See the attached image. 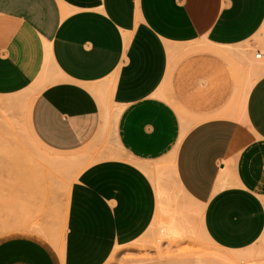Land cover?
Here are the masks:
<instances>
[{
	"label": "crops",
	"instance_id": "1",
	"mask_svg": "<svg viewBox=\"0 0 264 264\" xmlns=\"http://www.w3.org/2000/svg\"><path fill=\"white\" fill-rule=\"evenodd\" d=\"M0 95L40 145L97 157L56 243L8 233L0 264H264V0H0ZM170 177L197 228L159 222Z\"/></svg>",
	"mask_w": 264,
	"mask_h": 264
},
{
	"label": "rangeland",
	"instance_id": "2",
	"mask_svg": "<svg viewBox=\"0 0 264 264\" xmlns=\"http://www.w3.org/2000/svg\"><path fill=\"white\" fill-rule=\"evenodd\" d=\"M20 98V95H0V238L8 233L35 229L48 232L50 237L39 233L55 244L63 228L70 184L97 157L82 151H78L82 154L55 152L40 145L30 131L25 101ZM164 184L157 189L164 209L161 217L165 218L159 222L166 227L171 222L197 228L196 205L187 200L171 177ZM54 229H57L55 238L51 236ZM164 239L169 245L174 244L175 237L168 232L146 238L137 246L142 253L136 260L152 259L151 250L156 251L157 257L159 244ZM206 247L197 244L196 255L200 252L203 256L209 255ZM222 255L213 249L214 264H256L253 250L227 260Z\"/></svg>",
	"mask_w": 264,
	"mask_h": 264
},
{
	"label": "built area",
	"instance_id": "3",
	"mask_svg": "<svg viewBox=\"0 0 264 264\" xmlns=\"http://www.w3.org/2000/svg\"><path fill=\"white\" fill-rule=\"evenodd\" d=\"M261 52L260 51H256L254 54L255 58H260Z\"/></svg>",
	"mask_w": 264,
	"mask_h": 264
}]
</instances>
